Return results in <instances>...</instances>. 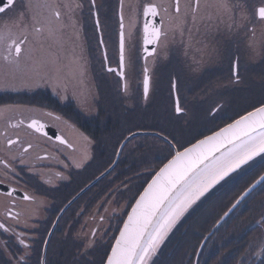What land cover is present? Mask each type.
<instances>
[{
    "label": "rangeland",
    "instance_id": "374dc122",
    "mask_svg": "<svg viewBox=\"0 0 264 264\" xmlns=\"http://www.w3.org/2000/svg\"><path fill=\"white\" fill-rule=\"evenodd\" d=\"M112 1L114 0H109L108 5ZM198 1V10L194 11V0H180V9L175 12L174 0H123L127 81L125 90H122L120 78L103 68V61L100 60L102 49L94 18L91 16L90 19L87 17L83 20L80 16L82 6L78 0H52L57 6L55 11L60 14L58 18L55 11L42 17L43 2L27 0L23 4V0H15L9 11L0 15V32L3 35L1 40L4 41H1L0 45L3 53H0V91L25 93L33 97L37 89L43 97L54 96L61 105L73 104L75 108L92 116L97 112L100 103L103 110L107 106L104 100L109 102L110 99L114 100L117 111L120 104L130 113L142 107L147 110L153 104L154 96H158L162 91L169 92L167 85L173 89L175 83L180 109L183 111L177 113L179 117L176 121H180L179 124L184 123L186 133L189 134L187 129L195 128L203 121L208 122V114L219 104L222 106L220 112L225 113L231 102L240 98L243 100L247 93L264 91L262 82H258L262 79L256 77L258 74L254 70L259 58L264 57V21L254 26L252 35L248 30L254 24L251 18V1ZM149 3L156 4L159 8L164 24V36L157 51L143 63L140 21L143 7ZM110 6L109 10H103L100 16L102 38L113 65L117 63L119 56V26L115 10ZM29 16V20H26ZM37 16L38 20H35ZM14 36H17L15 40ZM22 38L26 42L21 57L17 58L14 44ZM5 42L6 47L3 50ZM64 45L66 52L63 57L62 53L55 52L50 54L51 59L48 58L49 51ZM92 46L97 49L99 60L94 70L90 49H86ZM236 56L239 60L238 80L232 74V64ZM145 67L149 69L152 79L150 94L146 98L141 80ZM207 71L211 72L209 80L206 77ZM200 83L203 85L198 86ZM169 100L170 104L173 103L175 111L174 96ZM12 107L14 106H1L0 117L12 111ZM103 117L106 118V115ZM178 140L181 143V140ZM206 183L208 181L203 184ZM198 192L199 190H195L189 193L183 205L176 210V217L169 219V224L155 241L156 250L176 225L174 221L179 220L177 216H180L181 211ZM230 221L229 217L217 231ZM254 224L255 222L248 221L245 226L249 229ZM162 244V247L166 245ZM253 245L251 252H261L264 233L253 240ZM155 251L150 249L142 264L149 263L152 257H156L158 252Z\"/></svg>",
    "mask_w": 264,
    "mask_h": 264
},
{
    "label": "flooded vegetation",
    "instance_id": "af4514ba",
    "mask_svg": "<svg viewBox=\"0 0 264 264\" xmlns=\"http://www.w3.org/2000/svg\"><path fill=\"white\" fill-rule=\"evenodd\" d=\"M26 1L23 0V4ZM39 1L43 2L42 17L56 10L57 6L52 0ZM78 1L82 6L80 16L83 20L87 17L90 19L91 16L94 18V25L100 38L99 44L102 49L100 60L103 61L104 70L120 78L122 90H125L123 82L125 80L126 85V60L124 80H122L120 72L113 69L121 68L119 56L117 63L112 65L109 51L105 48L100 16L101 12L105 9L109 10L111 5L110 7L115 10L120 30L123 0H114L110 5H108L109 0ZM179 1L174 0L175 12L180 9ZM194 1V11H197L199 1ZM255 1L252 0L254 8L251 7L254 24L248 29L252 35L254 26L264 21L257 14L258 7L264 8V0H257L260 2L256 4ZM147 6L143 7L141 13V52L142 23ZM11 7L0 12V15L9 11ZM55 12V16L60 17L59 12ZM29 18L30 16L25 19L29 20ZM37 18L38 16L35 20H38ZM163 28L164 24L161 39L164 36ZM2 37L0 32V45H2ZM16 38L17 36H14L13 40ZM25 42L24 38L15 42L14 53L17 58L21 57ZM5 47L6 42L3 50ZM64 48L65 45L54 47L47 53L48 58L51 59L50 54L55 52L62 53L63 57L66 52ZM86 49L88 51L90 49L94 70V66L99 62L98 51L94 46ZM237 59L238 56L232 64V74L236 80L239 78ZM147 60L144 61L142 58L143 63ZM254 66L256 67L257 64ZM210 75L211 72L207 71V80L211 78ZM256 77L261 78L259 75ZM141 80L144 84V76ZM201 85L203 84L200 83L198 86ZM177 95L179 99L178 90ZM257 95V92L246 94L249 98ZM43 98L45 97L39 95V90L35 89L33 97L25 94L17 98L16 103H11L13 105H1L14 107L8 114L0 117V264H105L118 231L139 194L135 195L141 181L138 171L140 167L137 165L139 153H133L135 165L129 163L127 166L129 169L132 168L131 165L139 167L138 170L136 168L134 170V180L132 178L128 180L121 155L119 158L117 155L106 156V147L101 143L102 138L99 139L92 132L99 133L100 121L86 122L88 118L99 117L101 104L92 116L78 108H75V114H71L54 106L35 104ZM49 98L56 97L49 96ZM66 105L74 107L70 103ZM220 107L221 104L213 108L208 114V119L215 117ZM94 115H97L96 118ZM171 141L178 149L189 145L182 147L179 140L174 142L171 139ZM97 145H99V153L96 154ZM172 150L174 151L173 147ZM170 246L172 247L171 244L165 245V249L161 246L162 250L156 255L157 259L150 260L146 264H152L153 261V264H171L166 260L172 253L167 251Z\"/></svg>",
    "mask_w": 264,
    "mask_h": 264
},
{
    "label": "trees",
    "instance_id": "16d2710c",
    "mask_svg": "<svg viewBox=\"0 0 264 264\" xmlns=\"http://www.w3.org/2000/svg\"><path fill=\"white\" fill-rule=\"evenodd\" d=\"M250 1L251 7L254 8L252 0ZM257 2L260 1L256 0L255 4ZM259 59L255 71L261 77V84L264 87V57ZM167 89H169V92L166 90L169 96L165 91H162L158 93V96H154V102L147 110L146 107H142L137 108L136 111H131V113L122 104L118 106L119 110L117 111L113 99H110L109 102L103 99L107 105L105 109L101 110L97 119L88 118L86 122L100 121L99 133L97 131L92 132L99 139L102 138L101 143L106 147V156L113 157L116 155L122 140L135 130L157 131L167 135L174 142L180 139L182 147L186 146L199 137L218 130L264 102V91H261L255 97L249 98V96H246L243 100L241 98L235 100L227 107L225 113L220 112L222 110L220 109L221 107L218 108L215 117L209 119L208 122L199 123L195 128L187 129L188 134L186 133L185 124H179L180 121H176L179 115L177 111H174L173 103H171L172 105L170 104L169 99L174 96V90L170 85H167ZM22 96H25V94L0 91V106L16 103L17 98ZM35 104H45L64 109L61 111L66 110V112L71 114L76 113L75 107L61 105L57 98L50 99L49 96L37 101V103L35 102ZM104 115H106V118L103 117ZM97 147L96 154L99 153V145ZM133 153H139L140 157L139 161H137V165L140 167H138L139 170L132 165L131 169L127 167L129 163L135 165ZM173 153L171 145L155 135L137 136L125 145L121 153V162L124 160L126 177L128 180L130 178L134 180V170L136 168L141 179L135 195L142 191L156 170L173 156ZM262 173H264V156L258 160H253L252 163L232 174V176L221 182L219 186L211 190L210 193L192 206L188 212H184L178 223L171 228L169 236L163 241L168 246L172 245V247L167 248V251L172 253L167 256L166 260L170 261L171 264H193L196 250L205 235L213 229L214 224L231 207L234 200ZM230 219L229 223L226 222L221 230L215 232L208 239L209 241L200 256L199 264H264V246L260 247L261 252H251L254 246L253 240L264 233V184L254 190L252 195L244 200L241 206L231 215ZM248 221L255 222L249 229L245 226ZM155 259L157 258L155 257L153 260Z\"/></svg>",
    "mask_w": 264,
    "mask_h": 264
},
{
    "label": "water",
    "instance_id": "95a60500",
    "mask_svg": "<svg viewBox=\"0 0 264 264\" xmlns=\"http://www.w3.org/2000/svg\"><path fill=\"white\" fill-rule=\"evenodd\" d=\"M14 2L15 0H0V12L5 11ZM144 14L141 54L145 61L157 50V45L162 36L163 24L157 5L148 4ZM257 14L264 19V8L258 7ZM119 37L121 71L117 68L113 69L118 73L120 72V77L124 80L125 37L122 16ZM144 69L143 90L144 97H147L150 92L151 79L149 69L146 67ZM123 86H125V80ZM173 89L175 111L181 113L175 83ZM143 135L160 137L173 147L174 155L161 165L146 183L143 191L136 197L118 231L105 264H142L149 250L152 248L154 251L156 250L155 241L159 234L167 227L169 219L176 217V210L183 205L189 193L199 190L194 199L184 207L177 219L232 174L252 163L253 160H258L264 156V103L240 115L218 130L198 138L183 149H178L170 138L157 131H134L122 140L116 152L117 157L119 158L129 141L134 137ZM206 181L208 183L203 184ZM263 184L264 173L234 200L231 207L223 213L213 226V229L202 239L194 261L195 264L199 263L198 259L209 237L223 225L254 190ZM179 220L174 222L178 223ZM162 243L159 248L163 246ZM159 248L155 251L156 253ZM154 258L152 257L151 260Z\"/></svg>",
    "mask_w": 264,
    "mask_h": 264
}]
</instances>
